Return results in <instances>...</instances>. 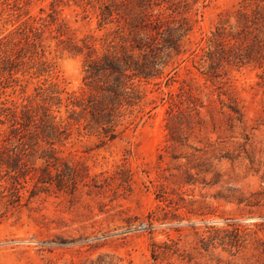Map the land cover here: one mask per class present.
Segmentation results:
<instances>
[{
    "label": "rangeland",
    "instance_id": "1",
    "mask_svg": "<svg viewBox=\"0 0 264 264\" xmlns=\"http://www.w3.org/2000/svg\"><path fill=\"white\" fill-rule=\"evenodd\" d=\"M187 2L0 0V151H20L17 119L42 105L68 134L51 167L64 188L0 166V264H264V46L251 34L238 59L233 38L239 9L264 0ZM147 10L191 30L160 74L133 80L140 98L110 140L69 119L68 98L91 94L90 62L140 59ZM48 147L30 146V165Z\"/></svg>",
    "mask_w": 264,
    "mask_h": 264
},
{
    "label": "trees",
    "instance_id": "2",
    "mask_svg": "<svg viewBox=\"0 0 264 264\" xmlns=\"http://www.w3.org/2000/svg\"><path fill=\"white\" fill-rule=\"evenodd\" d=\"M196 1L193 0V3ZM193 3L187 2L185 4L186 9L190 8L189 6H192ZM177 9L175 8L174 11L182 13L181 10ZM238 13L239 23L242 26L239 25L241 29L237 33L238 36H233V38L238 40V59H240L242 54L240 52L246 47L245 39L251 34L259 46H264V29L259 27L257 32L249 30L251 27L249 22L256 24L255 19L264 22V10L255 11L251 14L239 9ZM176 20L180 23L177 30L171 25ZM173 21L162 20L160 16L152 13L151 10H147L134 26L139 33L145 34L147 38L144 43H138L134 46L141 52L140 59L136 60L133 59V56L125 54L121 56L104 55L90 62L87 68L86 79L88 80L86 84L92 92L86 98L78 96L68 98L70 101L67 106L72 105L74 107L68 118L77 122L85 119L87 121L85 128L100 131L108 139H114L118 135L117 125L120 117L123 116L121 108L125 105L137 104L140 98L134 88L133 80L160 74L161 68L167 65V58L172 53L179 54L181 52L182 37L191 30V25L186 16L173 19ZM214 35L217 45H221L227 37L226 31L221 28H217ZM213 55L215 53L211 52L210 59L214 61ZM42 64L45 63L42 62ZM54 99L57 101L56 104L62 102L59 96ZM41 109L42 114L39 118L31 110H23L21 121L17 119L19 126H15L13 129L16 131L15 137L21 149L19 152L0 151V166H7L11 177L15 180L14 182L21 183L20 178L26 180L30 176V178L36 179V185L41 188L54 183L56 187L61 189L66 185L65 179L62 177L64 173L62 175L58 173L56 175L58 177L54 179L53 168L51 167L56 165L55 162L58 160L54 145L56 142L67 139V129H63L64 120L59 119L50 106L42 105ZM41 143L49 145L37 156L44 162L38 166L35 162L30 165L31 162L29 161L31 160L26 159L27 149Z\"/></svg>",
    "mask_w": 264,
    "mask_h": 264
}]
</instances>
